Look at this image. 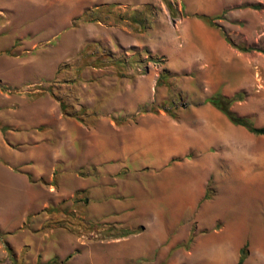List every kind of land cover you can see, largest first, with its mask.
I'll return each instance as SVG.
<instances>
[{
    "label": "rangeland",
    "instance_id": "obj_1",
    "mask_svg": "<svg viewBox=\"0 0 264 264\" xmlns=\"http://www.w3.org/2000/svg\"><path fill=\"white\" fill-rule=\"evenodd\" d=\"M219 3L0 0V264H216L221 245L264 264V134L206 101L239 93L264 127V0ZM214 35L229 51L198 49ZM153 125L158 167L137 162Z\"/></svg>",
    "mask_w": 264,
    "mask_h": 264
},
{
    "label": "crops",
    "instance_id": "obj_2",
    "mask_svg": "<svg viewBox=\"0 0 264 264\" xmlns=\"http://www.w3.org/2000/svg\"><path fill=\"white\" fill-rule=\"evenodd\" d=\"M192 7H221L222 4L218 1H212V0H190ZM207 30L205 29L204 32ZM199 50H203L204 52L210 53L212 56L220 55V53H224L229 51L225 45V43L220 39L218 36L214 35L209 37L208 39H204L203 42L200 43ZM143 132L148 137V143L143 147V154L142 156H139L137 162L138 164L148 165L152 167H158L161 166L166 162V159L168 155L171 154V151L168 149L169 146L166 145V126H148L147 128L142 129ZM177 137H174V140H176ZM103 149V148H102ZM71 153H74V148L71 147L70 149ZM116 148L114 149V151ZM123 151V154H127V147L121 149ZM110 152V151H109ZM135 158L131 159L132 161ZM17 164V163H16ZM29 169H24L23 167H20L19 169H13L12 167H5L2 168L1 171L4 172V174L8 177H11L13 181H15L14 185H11V188L20 187L24 193H27L28 191L33 193V185L28 180V172ZM30 172V171H29ZM166 172V171H165ZM186 179L189 180V175H186L185 177L180 176L178 178V184L175 186V194L180 197L183 201L187 200L188 195L190 194V189L188 188L187 184H185ZM26 195V194H25ZM30 197V196H29ZM32 199V198H31ZM30 207H27L26 210H29ZM225 246H222L217 248L215 256V263L216 264H224L225 263V254L224 250ZM237 250L234 252V256L232 257V264H234L238 257Z\"/></svg>",
    "mask_w": 264,
    "mask_h": 264
},
{
    "label": "trees",
    "instance_id": "obj_3",
    "mask_svg": "<svg viewBox=\"0 0 264 264\" xmlns=\"http://www.w3.org/2000/svg\"><path fill=\"white\" fill-rule=\"evenodd\" d=\"M200 17L210 22L214 18V17L205 16V15H201ZM236 47L241 51H248V50L254 49L251 47H239L237 45ZM239 99H241V95L239 93H235L229 97L224 96L220 93H213L206 98V101H208L212 106H214L221 113H223L231 123L236 124V125H241L247 131L253 134H264V127L254 126L248 117L238 116L237 114H235L233 111L230 110L229 108L230 104L234 100H239ZM131 232L132 231L126 230L122 232V235L131 233ZM244 258H245V253H244L243 247H241L235 264H241Z\"/></svg>",
    "mask_w": 264,
    "mask_h": 264
},
{
    "label": "water",
    "instance_id": "obj_4",
    "mask_svg": "<svg viewBox=\"0 0 264 264\" xmlns=\"http://www.w3.org/2000/svg\"><path fill=\"white\" fill-rule=\"evenodd\" d=\"M0 241H1L2 246L4 247V250L6 251V253L8 254V256L10 257L11 261L14 262V260H13V258L11 256V253H10L9 248L5 245L4 242H2L1 238H0Z\"/></svg>",
    "mask_w": 264,
    "mask_h": 264
}]
</instances>
